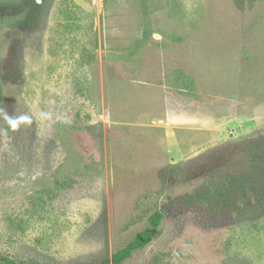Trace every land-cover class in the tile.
Masks as SVG:
<instances>
[{"label": "rangeland", "instance_id": "obj_1", "mask_svg": "<svg viewBox=\"0 0 264 264\" xmlns=\"http://www.w3.org/2000/svg\"><path fill=\"white\" fill-rule=\"evenodd\" d=\"M21 1L0 0V260L99 264L161 211L123 264H264V0H29L31 29Z\"/></svg>", "mask_w": 264, "mask_h": 264}, {"label": "trees", "instance_id": "obj_2", "mask_svg": "<svg viewBox=\"0 0 264 264\" xmlns=\"http://www.w3.org/2000/svg\"><path fill=\"white\" fill-rule=\"evenodd\" d=\"M34 2V1H33ZM32 1L29 0H23L21 2H18L19 5L9 6L5 10V14L7 15H14L11 16L12 21L18 23L20 27L31 29L34 25L31 22V19L33 17L40 14L41 18L44 17L42 8L35 5ZM42 7V6H41ZM25 16V21L21 24L20 18ZM27 17L29 18L27 20ZM42 19H39V24H42ZM264 141H252L249 142V145H252L254 149H257L254 151V162L259 163V160H262L263 164L260 166L257 164L253 165V171L248 174L249 179H252L259 183V174L264 178V149L262 146H264ZM258 160V161H256ZM163 220V213L161 211H156L153 213L147 222V225L137 232L123 247L117 249L111 258H105L103 259L99 264H123L127 259H129L136 251L140 250L141 248L145 247L146 245L150 244L154 237L158 233L159 226L161 225V222ZM0 264H18L14 260H0Z\"/></svg>", "mask_w": 264, "mask_h": 264}, {"label": "clouds", "instance_id": "obj_3", "mask_svg": "<svg viewBox=\"0 0 264 264\" xmlns=\"http://www.w3.org/2000/svg\"><path fill=\"white\" fill-rule=\"evenodd\" d=\"M4 119L7 121V123L13 130H15L17 126L22 122H30V118L27 116H20L19 118H13L8 116L6 113L4 115Z\"/></svg>", "mask_w": 264, "mask_h": 264}]
</instances>
